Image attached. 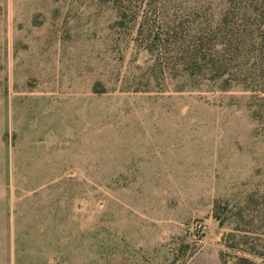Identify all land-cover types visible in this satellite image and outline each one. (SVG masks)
Returning a JSON list of instances; mask_svg holds the SVG:
<instances>
[{"label":"rangeland","instance_id":"obj_1","mask_svg":"<svg viewBox=\"0 0 264 264\" xmlns=\"http://www.w3.org/2000/svg\"><path fill=\"white\" fill-rule=\"evenodd\" d=\"M119 14L0 0V264H223L264 238V95L159 68Z\"/></svg>","mask_w":264,"mask_h":264},{"label":"trees","instance_id":"obj_2","mask_svg":"<svg viewBox=\"0 0 264 264\" xmlns=\"http://www.w3.org/2000/svg\"><path fill=\"white\" fill-rule=\"evenodd\" d=\"M102 2L118 9L120 27L135 31L139 45L158 57L159 68L160 61L167 60L175 66L180 64L192 81L210 82L223 91L243 86L256 98L263 99L260 96L264 95V0ZM166 7L203 8L188 10V14L181 11L191 22L185 20L171 27L165 25L163 18L154 21L151 17L157 10L164 17ZM239 238L240 245L228 243L227 248L234 255L222 254V263L264 264V238L254 239L253 235ZM254 240L262 242L260 248H251ZM236 252H241V256H235Z\"/></svg>","mask_w":264,"mask_h":264},{"label":"built area","instance_id":"obj_3","mask_svg":"<svg viewBox=\"0 0 264 264\" xmlns=\"http://www.w3.org/2000/svg\"><path fill=\"white\" fill-rule=\"evenodd\" d=\"M202 229V225H196V230H201Z\"/></svg>","mask_w":264,"mask_h":264}]
</instances>
